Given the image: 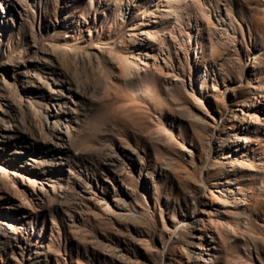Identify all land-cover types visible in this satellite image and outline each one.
<instances>
[{"label": "rangeland", "instance_id": "1", "mask_svg": "<svg viewBox=\"0 0 264 264\" xmlns=\"http://www.w3.org/2000/svg\"><path fill=\"white\" fill-rule=\"evenodd\" d=\"M0 264H264V0H0Z\"/></svg>", "mask_w": 264, "mask_h": 264}, {"label": "bare ground", "instance_id": "2", "mask_svg": "<svg viewBox=\"0 0 264 264\" xmlns=\"http://www.w3.org/2000/svg\"><path fill=\"white\" fill-rule=\"evenodd\" d=\"M196 19H197V18H196ZM222 20H223V19H222ZM194 25L199 26V25H198V20H195V24L189 22L187 26L192 27L191 29L193 30ZM190 32H191V31H190ZM190 37H191V34H190ZM208 248H209V247H208Z\"/></svg>", "mask_w": 264, "mask_h": 264}]
</instances>
